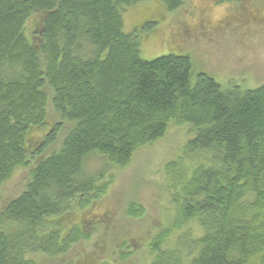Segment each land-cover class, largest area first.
Segmentation results:
<instances>
[{
  "label": "trees",
  "instance_id": "16d2710c",
  "mask_svg": "<svg viewBox=\"0 0 264 264\" xmlns=\"http://www.w3.org/2000/svg\"><path fill=\"white\" fill-rule=\"evenodd\" d=\"M145 1L0 0V185L39 157L25 191L2 212L0 264H36L26 259L35 244L59 252L43 228L108 189L88 176V159L125 167L173 122L194 126L186 154L195 162L172 161L167 176L177 193L174 227L198 220L205 229L193 264H264V84L225 90L189 56L143 60L123 11ZM161 2L169 12L185 4ZM35 14L42 18L30 33ZM50 105L57 121L34 142ZM67 123L59 150L44 157ZM164 240L150 243L153 264H182L163 251Z\"/></svg>",
  "mask_w": 264,
  "mask_h": 264
},
{
  "label": "rangeland",
  "instance_id": "374dc122",
  "mask_svg": "<svg viewBox=\"0 0 264 264\" xmlns=\"http://www.w3.org/2000/svg\"><path fill=\"white\" fill-rule=\"evenodd\" d=\"M41 18L40 14L30 18V33ZM123 19L125 33L139 38L143 60L189 56L196 72L211 75L225 90H252L264 84V0H185L175 12H169L161 0H146L126 8ZM148 23L149 29L144 27ZM49 111V125L31 133L34 142L57 121L51 105ZM70 127L65 125L44 157L59 150ZM193 129L191 124L171 123L163 138L139 148L125 167L98 155L90 157L87 174L106 180V194L87 209L79 204L52 218V226L46 225L42 236L56 243L59 252L35 244V252L26 259L36 264H153L150 243L165 236L163 251L182 264H193L205 229L198 220L174 227L179 218L177 193L167 178L170 162H195L186 154ZM38 159L17 168L0 185V218L5 207L25 191ZM132 207L143 209L142 217L132 216Z\"/></svg>",
  "mask_w": 264,
  "mask_h": 264
}]
</instances>
